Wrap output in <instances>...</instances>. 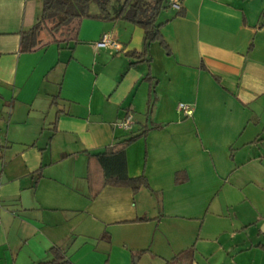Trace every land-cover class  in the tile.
I'll use <instances>...</instances> for the list:
<instances>
[{"label":"crops","instance_id":"crops-1","mask_svg":"<svg viewBox=\"0 0 264 264\" xmlns=\"http://www.w3.org/2000/svg\"><path fill=\"white\" fill-rule=\"evenodd\" d=\"M40 7L0 0V264L51 247L72 264H264V0H181L167 51L93 4L71 42L21 52ZM106 32L119 48L96 46ZM132 136L107 176L137 189L91 156Z\"/></svg>","mask_w":264,"mask_h":264},{"label":"trees","instance_id":"trees-1","mask_svg":"<svg viewBox=\"0 0 264 264\" xmlns=\"http://www.w3.org/2000/svg\"><path fill=\"white\" fill-rule=\"evenodd\" d=\"M40 2V12L35 22L20 32L19 50L21 52L31 51L39 46L43 42L41 36L43 31L55 42L59 41L55 33L62 28L74 25L75 31L79 20L93 16L89 12L92 4L98 9L95 17L111 20L123 19L136 24L143 30L144 42L158 40L167 51V44L160 34L162 23H157L156 19L162 9L170 6L168 0H40ZM132 55L136 54L133 52ZM134 138L135 136H132L123 141V145L117 144L91 156L95 157L102 167L106 179H112L132 189H137L145 184V178L142 175L129 177L120 173L112 178L107 176L110 160L116 156L123 163L124 146ZM49 252L51 254L49 259L33 264H72L59 247H51Z\"/></svg>","mask_w":264,"mask_h":264},{"label":"built area","instance_id":"built-area-1","mask_svg":"<svg viewBox=\"0 0 264 264\" xmlns=\"http://www.w3.org/2000/svg\"><path fill=\"white\" fill-rule=\"evenodd\" d=\"M169 5L180 9L181 0H168ZM96 46H110L113 48H119V44L112 38L109 32L103 33L99 41L96 42ZM177 108L181 110L185 115L191 114V109L188 104L178 103ZM115 125L123 130H129L131 128V115L126 114L121 120L117 121ZM264 159V155L262 156Z\"/></svg>","mask_w":264,"mask_h":264},{"label":"rangeland","instance_id":"rangeland-1","mask_svg":"<svg viewBox=\"0 0 264 264\" xmlns=\"http://www.w3.org/2000/svg\"><path fill=\"white\" fill-rule=\"evenodd\" d=\"M93 5V4H92ZM176 8L172 7V6H167L166 8L162 9L159 13V15L157 16L156 22L157 23H164L166 22L167 18H170L171 16L174 15ZM174 12V13H173ZM74 25H70L68 27H64L61 30H59L58 32L55 33L56 37H68V41L71 42V40L69 39V37H73L74 35ZM42 41H46L49 40L51 37L45 32H42ZM62 43H64L66 45V42L63 41Z\"/></svg>","mask_w":264,"mask_h":264}]
</instances>
